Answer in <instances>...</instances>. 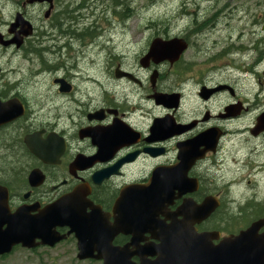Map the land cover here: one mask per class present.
I'll return each instance as SVG.
<instances>
[{"label": "flooded vegetation", "instance_id": "af4514ba", "mask_svg": "<svg viewBox=\"0 0 264 264\" xmlns=\"http://www.w3.org/2000/svg\"><path fill=\"white\" fill-rule=\"evenodd\" d=\"M30 1L0 0V206L7 213L22 209L27 219H45L51 206L72 195L73 202L83 206L82 215L101 214L100 228L92 233L96 239L85 241L128 247L131 264L155 261L156 256L149 255L151 247L163 244L170 219L185 202L199 206L208 198L218 201L209 217L192 225L196 234L219 233L213 245L264 218V204L250 201L258 215L245 226L231 224L233 217L248 210V202L232 207L234 201L227 200L232 182L223 171L228 147L233 144L227 147L226 141L236 134L228 125L243 119L249 107L228 78L218 80L215 73L207 71L186 76L192 45L187 35L149 31L133 69L121 62L123 57L117 51L113 53L119 54L118 62L110 61L111 39L105 41L94 11L101 0ZM7 5L11 7L9 15ZM18 15L19 24L15 21ZM196 31L191 34L194 40L207 36L205 30ZM175 38L187 44L176 62L154 64L149 60L141 64L153 40ZM89 51L108 54L104 63L94 65L95 79L87 72L82 76V69L71 61ZM231 53L225 47L219 55ZM112 58L116 60L114 55ZM208 59L212 56L205 61ZM105 74L111 76V87L104 85ZM187 84L196 87L192 99L184 92ZM156 94L178 95L176 108L156 105ZM216 103L220 107L215 108ZM154 110L158 112L155 115ZM155 119L165 120L163 131L153 135ZM254 129H245L248 138L262 139L264 131L254 136ZM157 168L162 169V180L168 178L169 171L170 177L182 183L171 191L170 203L161 185V205L151 231L149 223H135L130 220L133 214L122 216L120 208L125 206L130 213L132 205L138 204V211L146 210L143 205L149 191L126 189L148 186ZM126 219L130 222L122 223ZM118 222L124 225L123 231ZM69 230L67 226L53 227V235L65 236L54 246L26 249L16 245L0 260L17 249L34 253L67 246L73 264H103L101 257L95 258L100 256L96 249L80 260L77 238L68 234ZM40 242L39 238L34 241Z\"/></svg>", "mask_w": 264, "mask_h": 264}, {"label": "rangeland", "instance_id": "374dc122", "mask_svg": "<svg viewBox=\"0 0 264 264\" xmlns=\"http://www.w3.org/2000/svg\"><path fill=\"white\" fill-rule=\"evenodd\" d=\"M10 8V5L5 7L7 15ZM94 11L99 16L97 23L105 41L108 37L111 39L108 51L113 63L118 62L120 54L121 62L135 69L136 56L143 48L148 32L168 30L175 36L185 34L192 42L187 53L190 61H187L186 76L207 71L215 73L218 80L229 79L249 107V113L228 125L236 134L228 136L226 141L227 147L233 144L228 147V161L223 171L232 182L227 200L234 201L232 207L250 201L264 204V137L252 140L245 132L247 127L254 126L260 111H264V0H101ZM196 30H205L207 36L194 40L191 34ZM225 47L232 53L223 57L219 53ZM207 56L212 59L205 61ZM107 57L106 51L102 54L89 51L71 61L74 67L82 69V76L87 72L89 78L95 79L97 68L94 65L104 63ZM103 79L105 87L112 86L110 75L105 74ZM84 84L82 82V86ZM124 89L130 92L127 87ZM195 90L196 87L187 84L184 92L192 99ZM215 105V108L220 107L219 103ZM157 113L156 110L152 112L153 115ZM255 217L250 213L239 219L240 223L231 224L245 226ZM71 255L67 246L52 250L41 248L34 253L17 249L10 257L0 260V264H73Z\"/></svg>", "mask_w": 264, "mask_h": 264}, {"label": "water", "instance_id": "95a60500", "mask_svg": "<svg viewBox=\"0 0 264 264\" xmlns=\"http://www.w3.org/2000/svg\"><path fill=\"white\" fill-rule=\"evenodd\" d=\"M20 19L21 17L18 15L15 21L19 24ZM27 29L30 32L29 26ZM186 50L187 44L181 39L175 38L169 41L155 39L150 44L147 55L141 60V64L144 66L149 60L154 64L164 61L174 63ZM178 98V95L166 94L153 96L156 105L169 108H176ZM230 108L232 109L234 106ZM164 120L155 119L153 121V135L163 131L161 123ZM263 131L264 113L256 119L253 135L256 136ZM167 172L168 178L162 180V169L157 168L153 171L148 186L126 189V191L145 190L146 193L149 191L146 204L143 205L146 206V210L138 211L137 208L140 206L136 204L132 205L129 213L125 206H122L120 214L122 216L133 214L130 220L135 221V223H149L151 225L150 230L155 229L153 224L156 222L155 218L162 200L161 185L165 194L168 192L166 200L170 203L172 201L171 191L182 183L179 179L170 177L171 172ZM74 200L76 199L72 195L62 198L50 207L49 213L48 211L45 213V219L36 220L27 219L22 209L10 215L6 209L0 206V256L9 254L16 245H21L26 249H32L39 245L52 247L62 241L65 236H60L58 233L53 235L51 228L67 226L70 229L68 234L74 233L77 238L78 258L80 260L91 256L93 250L96 249L100 256L95 258L101 257L103 264H131L128 247L115 248L110 245L109 241L104 245H91L90 242H94L96 239V236L92 235L93 231L100 228L101 214L95 210L99 215L94 212L88 217L82 215L83 206L74 203ZM134 207L136 208L135 211H133ZM217 207L218 201L213 198L206 199L199 206H192L185 202L170 219L169 233L165 239L161 240L163 244L151 247L149 255L156 256L155 261L145 264H264V231L260 232L264 228V218L252 222L246 229L239 231L237 235L222 238L216 245L212 244V240H218L219 233L196 234L192 225L205 220ZM176 216L183 217V220L176 221ZM129 222L127 219L122 221L125 224ZM122 223L118 222L117 225L121 224L120 231H123L124 225ZM4 225H6L5 230H3ZM37 238L41 239L39 244L34 243ZM157 239L160 240V238ZM86 252L88 253L87 256Z\"/></svg>", "mask_w": 264, "mask_h": 264}, {"label": "trees", "instance_id": "16d2710c", "mask_svg": "<svg viewBox=\"0 0 264 264\" xmlns=\"http://www.w3.org/2000/svg\"><path fill=\"white\" fill-rule=\"evenodd\" d=\"M247 207H248V210H247L248 214H243L242 213L243 215H240L239 218L238 217H233L232 221H231V222H233V224L240 223L239 219H241L244 216L248 217L250 215V213H251V215L253 214V216L254 215H258L259 210L256 208V205H254L253 203H248ZM237 225H239V224H237Z\"/></svg>", "mask_w": 264, "mask_h": 264}, {"label": "bare ground", "instance_id": "6f19581e", "mask_svg": "<svg viewBox=\"0 0 264 264\" xmlns=\"http://www.w3.org/2000/svg\"><path fill=\"white\" fill-rule=\"evenodd\" d=\"M123 9H124V7H123ZM202 32V31H201ZM196 33H197V31H196ZM199 38H201V37H199ZM199 40V39H198Z\"/></svg>", "mask_w": 264, "mask_h": 264}]
</instances>
